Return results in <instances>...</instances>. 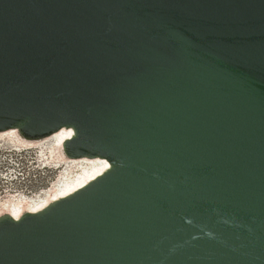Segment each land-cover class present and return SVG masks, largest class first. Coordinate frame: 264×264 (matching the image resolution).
<instances>
[{
  "label": "water",
  "instance_id": "obj_1",
  "mask_svg": "<svg viewBox=\"0 0 264 264\" xmlns=\"http://www.w3.org/2000/svg\"><path fill=\"white\" fill-rule=\"evenodd\" d=\"M63 128L109 167L0 264H264V0H0V132Z\"/></svg>",
  "mask_w": 264,
  "mask_h": 264
},
{
  "label": "bare ground",
  "instance_id": "obj_2",
  "mask_svg": "<svg viewBox=\"0 0 264 264\" xmlns=\"http://www.w3.org/2000/svg\"><path fill=\"white\" fill-rule=\"evenodd\" d=\"M71 135V129L63 128L39 140H27L16 129L0 132V151L6 149V153L21 155L36 149L38 153L36 162L39 163L37 168L55 170L53 178L44 187L39 186L35 190H7L10 192L0 198V215L10 213L19 218L25 211H39L52 201L82 188L109 167L108 161L102 159L67 157L63 143ZM8 179L12 181L18 178Z\"/></svg>",
  "mask_w": 264,
  "mask_h": 264
},
{
  "label": "rangeland",
  "instance_id": "obj_3",
  "mask_svg": "<svg viewBox=\"0 0 264 264\" xmlns=\"http://www.w3.org/2000/svg\"><path fill=\"white\" fill-rule=\"evenodd\" d=\"M5 151L6 149L0 151V198L8 194L9 189L35 190L39 186H46L53 178L54 169L37 168L39 163L36 162L38 160L36 149H31L21 155ZM10 177L18 179L11 181L8 179ZM24 177L26 178L23 179Z\"/></svg>",
  "mask_w": 264,
  "mask_h": 264
}]
</instances>
